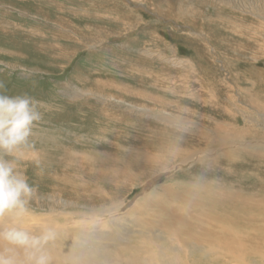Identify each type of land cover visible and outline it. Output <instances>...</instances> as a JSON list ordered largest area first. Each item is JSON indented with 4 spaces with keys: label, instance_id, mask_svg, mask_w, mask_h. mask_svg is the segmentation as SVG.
I'll return each instance as SVG.
<instances>
[{
    "label": "rangeland",
    "instance_id": "1",
    "mask_svg": "<svg viewBox=\"0 0 264 264\" xmlns=\"http://www.w3.org/2000/svg\"><path fill=\"white\" fill-rule=\"evenodd\" d=\"M186 1L189 4L180 17L184 24L193 27L194 32L211 34L214 38L220 32L224 37L236 42L248 41L249 32L244 30L232 35L228 23L225 22L229 16L232 19L233 17L240 19L245 24L251 21L255 26L259 24L261 33H264V21L256 16L259 15L255 9L256 5L252 10L253 7L251 5L248 7L245 1L228 0L219 10L223 21L217 24L221 28L218 27L214 32L213 24L203 26L196 13L193 15L187 12V9H191L192 12L199 10L205 12L204 7L197 4V0ZM134 16H138L139 20L132 18V24H127ZM94 27L117 29L126 38L124 41L120 39L108 44H102L109 41L108 38H101L100 42L91 44ZM100 30L103 36L106 29ZM175 32L172 26L157 15L146 12L145 9H135L125 0H0V86H2L0 92L9 96L26 94L39 102L44 111V121L36 129L34 137L36 149L40 153V163L33 165L26 162L24 165L29 183L36 188L38 197L40 194V197L44 198L43 201H36L34 198L31 203V215L41 218L43 224L45 218L56 221L55 217L50 215L51 209L54 208L38 207L39 203L43 204L50 199L46 195L53 196L61 202L70 199L84 203L96 202L95 189L99 180H90L89 172L81 162L90 163L93 169L96 166L120 165L124 159L133 158L137 148L143 149L145 145L152 143L154 148H158L159 144H156L158 139L170 138L169 130L183 129L187 126V122L177 116L166 115L164 112L159 115L137 108L132 103L143 101L141 98L109 87V80L112 79L145 87L153 92L156 89L155 84L163 83L168 86L165 79L156 76L164 73V70L171 71L172 66L169 60L171 55L162 57L161 62L157 60L159 56L156 53L159 50L157 43H161L158 41L159 38H171L178 46L179 56L186 60L198 59L196 48L207 58L208 64L205 60L201 63L209 66L208 71L211 73H208L207 81L209 90L214 95L212 100L217 110H214L210 103L201 104L197 98H175L166 91L163 94L169 99L180 100L188 108L197 110L203 117L217 116L220 118L219 124H228L220 126L219 129L220 142L217 143L216 152L218 158L222 159L220 169H216V162L210 160L207 166H203L204 168L198 165L193 171L189 170V165L176 163L171 165L172 171L162 170L131 193V187L115 188L114 184L112 186L108 184L110 192H113L112 198L108 200L109 204L107 206L96 204L109 212H124L132 208L134 199L147 195L153 187L162 185L177 173L180 182L190 183L188 187L191 190V197L198 198L200 202L206 201V204L210 205V217H214L216 213L212 211L211 202L215 201V197L229 192L240 193L242 184L245 186L244 189L248 188L251 182L246 178L253 174L251 165L264 166V161L259 159L255 146L251 144L263 140L264 129L247 120V116L251 118V115L258 113V106L256 110L252 109V105L259 101L254 96L257 81H252L246 75L242 77V72H246L252 63L251 58L259 56L260 62L250 67L259 70L264 80V57L246 52L242 55V51L239 50L233 54L223 48L219 55L213 58L205 52V45L200 39H190L186 32H183L182 36ZM171 34L178 38L173 39L170 37ZM209 43L212 45L211 40ZM229 58H235L231 60L233 62H230V65ZM229 73L230 87L229 84L228 87L222 86L221 78L225 76L228 78ZM85 78L87 79L84 80ZM95 79L97 84L94 83ZM172 85L173 82L171 87ZM96 91H105L118 99H113L107 94H98ZM224 106L238 108L234 110H237L240 116H233L230 112L226 115L222 109ZM181 115L185 120L190 119L196 123L193 117L190 118L189 112H182ZM204 121L206 125L211 122ZM237 125H240L239 129H236ZM139 127L142 129H138ZM259 130L262 131L258 135ZM182 140L184 141L181 143L184 145L191 142L188 135L185 139L182 135ZM202 155L204 156V153L197 154L194 160L201 158ZM141 167L140 174L141 171L146 173L151 171V168L159 169L163 165L162 163L150 165L145 162ZM197 176L203 177V180L196 187H192L191 182ZM63 177L69 181L60 182L59 179ZM258 177L264 180V169L259 171ZM215 182L231 187L222 189L220 186H213ZM184 188L188 190L187 187ZM245 193L244 191V196ZM117 198H120V202L116 204ZM143 204L138 202L136 206L138 211L131 212L132 217L141 221L147 216L143 213ZM224 210V215L232 214L236 222L239 220L240 211L233 208ZM181 215L183 214L180 213ZM152 217L154 220L150 224L128 225L129 228L126 226L128 236L133 235L129 230L134 226L133 230L143 231L145 235L152 236L148 232L150 230L154 232L162 216ZM216 219L224 221L223 216ZM140 242L143 240L132 241L133 244ZM105 243L111 244L108 240Z\"/></svg>",
    "mask_w": 264,
    "mask_h": 264
},
{
    "label": "bare ground",
    "instance_id": "2",
    "mask_svg": "<svg viewBox=\"0 0 264 264\" xmlns=\"http://www.w3.org/2000/svg\"><path fill=\"white\" fill-rule=\"evenodd\" d=\"M125 1L133 5L135 9H145L146 12L157 15L160 19L172 26L173 30L179 33V36H182L183 32H186L190 39H200L205 45V52L213 58L218 56L220 50L223 48H226V50L233 54H235V51L239 50V52L242 51V55L246 52V54H258L264 57V33H261L262 30L259 28V24L255 26L252 21L245 24L235 17L232 19L228 16L226 19L228 21L225 22L228 23V29L232 35L233 33L234 35L239 34L241 30L249 32L250 39L244 42L240 41V43L224 37L220 32H218V36L215 38L211 34L207 35L204 32H194L193 27L189 24H184L180 17L185 7L189 4L186 0ZM227 1L228 0H197V4L202 5L205 12L200 10L192 12L191 9H187V12L193 15L196 13L203 26L213 24V30L215 29L214 32H216L218 27H220L217 22L223 21L222 16L219 14V10ZM242 1H245L244 3L248 7L250 5L252 7L256 5L255 9L259 14L256 16H259L264 21V0ZM253 9L254 7L252 10ZM252 10L250 11L249 9L250 13H252ZM132 18L139 20L138 16H134L127 21V24H132ZM235 19L237 21H235ZM97 28L98 29L94 27V35L91 44L100 42L99 40L101 38L109 39V41H105L102 44H108V42L120 39L124 41L126 38L120 34L117 29ZM100 29H106L103 36L101 35L102 30ZM174 34H171L170 37L173 39L178 38V36H174ZM168 39L159 38L158 41H161V43H157L159 50L156 51L159 55L157 60L160 62L163 60L162 57L171 55L169 56V60L172 63L171 71L164 70V73L156 74L159 79H165L168 86L163 83H159L161 86L155 84L156 89L153 92L147 90L145 87H137L134 84L126 83L119 79L117 81L112 79L109 80V87L116 91L141 98L143 101L132 103L137 108H141L144 111H153L155 114L164 112L166 115L168 114L173 117L177 116L181 120L186 121L188 128L182 135L184 139L186 135H188L191 142L186 145L182 144V149L173 152L167 159L162 158V160H158L157 163H162L163 167L159 169L151 168V171L146 173L141 171V174L140 169H142V163H149V155L157 149L153 147V143L150 145L144 144L145 146L143 149L137 148L135 156L133 158H126L127 160L124 159L120 165L110 164L107 167H104L105 165L102 167L96 166L93 169L90 163L81 162V165L88 170L90 180H99L95 189L96 202L84 203L73 199L61 202L53 196L46 195L50 199L43 204L39 203L38 207L54 208L51 209L50 215L54 216L56 221H50L49 218H45L43 219L45 224H43L41 218L35 215H29L25 217L22 222L23 227L33 232L38 231L41 227L46 225L57 227L60 235L56 243L52 246V255L55 257L57 264H264V180L258 177L259 171L264 169V166H258L256 164L251 165L253 174H250L246 178L251 182V184H248V188L246 187V189H244L245 186L243 187L242 184L240 193L229 192V194L215 197V201L211 202L212 211L216 213L214 217H210V205L206 204V201L200 202L198 198L191 197V190L188 187L190 183L187 182L186 184L180 182V179H177V173L162 185L153 187L147 195L137 200L134 199L132 201V208L124 212H109L106 209L100 208L102 206L97 205L103 204L107 206L109 204L108 200L112 198L113 192H110L108 184L111 186L114 184L115 188L121 186L131 187V193L141 184L153 178L155 174L160 173L162 170H171L173 168L171 165L176 163L186 166L189 165V170L193 171L198 165H202V167L207 166L208 160H210L216 162V169H220L219 164L222 162V159L218 158L216 152L217 143L220 142L219 129L220 126L228 124H219L218 120L220 118L217 116L214 118L203 117L198 114L197 110L188 108L187 105L180 100L169 99L163 94L164 91H166V93H170L175 98H197L201 104L210 103L212 104V108L217 110L216 104L213 101L214 95L209 90L207 81L208 73H211L208 71L209 66L201 63L205 60L208 64L207 58L202 51L196 48L198 59L186 60L179 56L178 46L171 41V38ZM209 40L212 41V45L209 43ZM233 59L235 58H229V65L230 62H233L231 61ZM251 62L250 66L260 62L259 56L251 58ZM164 63L166 62L164 61ZM250 66L247 71L245 70L246 72H242V77L246 75L249 79H252V81H257L256 94L254 96L258 98L259 101L257 99L258 102L252 105L253 110H256L258 106V113L251 115V118L250 116H246L249 122L251 120L252 123L264 129L263 75L259 70ZM199 67H201L202 70ZM230 75L229 73L228 78L226 76L221 78L222 86L228 87L229 84L230 87ZM86 79L87 78L84 80ZM95 81L94 83L97 84V79H95ZM172 82L174 84L172 85L173 87H171ZM96 93L107 94L113 99H118V97L110 93H105V91H96ZM207 96L210 99H208ZM222 109L225 111L226 115L230 112L233 116H240V113L237 111L238 108L232 106L227 108L224 106ZM182 112H189L190 118L193 117L196 123L191 122L190 119L185 120V117L181 115ZM204 120L211 122L209 125H206L203 123L205 122ZM239 128L240 125H237L236 129ZM138 129H140V127ZM178 130L180 129L174 128L169 130L168 133H170V138L158 139L156 144L159 145L157 146L161 147L164 144L170 143L177 135H180ZM261 131L262 130H259L258 135ZM143 143L146 142L143 141ZM251 144L255 146L256 155L259 159L264 161V137L262 141H256ZM184 148L188 150H183ZM199 153H204V156L202 155L201 158L199 157L194 160ZM145 155H148V157ZM190 162H192V164H190ZM100 163L102 162L100 161ZM209 169H211L210 166ZM204 171L206 172V170ZM59 180L60 182L62 180L69 181L64 177ZM225 180L229 179L225 178ZM211 182L213 183V181ZM80 185L82 186L83 184ZM212 185L220 186L222 189L231 187V185L227 186L224 183L221 185L216 184V182ZM184 187H187L188 190H185ZM244 191L246 192L245 196ZM247 192L249 194H247ZM192 195L194 194L192 193ZM43 199L44 198L40 197V194L39 197L36 194V201H43ZM119 199L120 198L116 199V204L120 202ZM138 202L144 203L143 213L147 216L143 221L132 217L131 212L133 210L138 211L136 208ZM77 207L84 208L80 209ZM224 208H233L235 211H240L239 220L236 222L232 214L228 216L224 215ZM150 213L152 216H162V218L158 220L159 224L155 226L156 229L154 232H151V230L148 232L151 233L152 236L145 235L143 231L133 230V228H135L134 226L129 230L130 234H133L129 237L126 226L135 224L141 226L142 223L150 224L154 220ZM180 213L183 215L180 216ZM220 216H223L224 221H218L216 219ZM137 233H139L138 236H135ZM106 240L110 241L111 244H106ZM137 240H143V242L139 244L132 243V241ZM128 250H130V252Z\"/></svg>",
    "mask_w": 264,
    "mask_h": 264
},
{
    "label": "clouds",
    "instance_id": "3",
    "mask_svg": "<svg viewBox=\"0 0 264 264\" xmlns=\"http://www.w3.org/2000/svg\"><path fill=\"white\" fill-rule=\"evenodd\" d=\"M43 121L44 111L32 97L0 92V264H57L52 255V246L60 235L57 227L46 225L33 232L22 225L32 213L31 203L36 196L24 165L40 163L34 137ZM186 131L187 126L170 143L155 149L149 155V164L155 165L181 150ZM202 179L194 177L192 187Z\"/></svg>",
    "mask_w": 264,
    "mask_h": 264
},
{
    "label": "crops",
    "instance_id": "4",
    "mask_svg": "<svg viewBox=\"0 0 264 264\" xmlns=\"http://www.w3.org/2000/svg\"><path fill=\"white\" fill-rule=\"evenodd\" d=\"M18 14H20V13L18 12Z\"/></svg>",
    "mask_w": 264,
    "mask_h": 264
}]
</instances>
